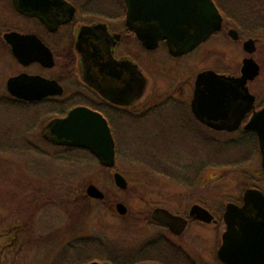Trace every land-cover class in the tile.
<instances>
[{
	"label": "rangeland",
	"instance_id": "rangeland-1",
	"mask_svg": "<svg viewBox=\"0 0 264 264\" xmlns=\"http://www.w3.org/2000/svg\"><path fill=\"white\" fill-rule=\"evenodd\" d=\"M238 1L236 11L244 14L246 9ZM238 30L239 40L220 33L191 57L203 53L199 66L217 65L237 74L243 58L249 56L243 41L258 38L252 56L262 71L251 85L264 101V31L250 35ZM187 73L194 75L193 66ZM37 110L40 125L30 129L35 109L0 101V264H83L94 254L107 258L109 246L104 249L82 240L94 237L125 252L159 230L145 219L155 206L182 214L194 203L217 210L230 201L239 202L248 187L264 192L258 146L252 139L243 141L242 135L208 134L200 144L175 112L162 110L132 127L125 121L117 123L116 165L106 169L83 152L78 154L86 159L78 162L67 157L62 147L47 143L41 123L57 116L59 108L46 102ZM212 162L228 165L215 167ZM115 171L127 178L126 189L115 184ZM89 184L99 187L105 198H90ZM118 202L127 205V214L118 213ZM214 228L194 224L182 240L202 259L200 264H221L214 233L219 232L220 241L222 227Z\"/></svg>",
	"mask_w": 264,
	"mask_h": 264
},
{
	"label": "flooded vegetation",
	"instance_id": "flooded-vegetation-1",
	"mask_svg": "<svg viewBox=\"0 0 264 264\" xmlns=\"http://www.w3.org/2000/svg\"><path fill=\"white\" fill-rule=\"evenodd\" d=\"M108 3L106 0H0V89L4 93L0 94V101L35 109V122L30 129L40 125L37 109L46 102L59 108L57 116L53 118L65 117L76 107L90 108L107 119L116 145L115 131L119 121H125L132 127L141 119L170 110L177 114L187 132L200 144L204 142V135L239 134L243 141L252 139L257 142L255 146H258L262 161L257 133L246 129L255 112L264 108V101L259 100L251 85L261 75L262 68L260 74L247 83L249 92L255 96L253 105L241 98L235 100L229 94L209 105H205L203 98H195L197 77L204 71L241 76L243 61L247 56L243 58L237 74L217 65L199 66L202 65L203 53L191 57L220 33L225 32L227 37L232 38L229 31L238 30L235 23L223 15L221 30L192 51L174 54L167 40H159L155 48H148L142 43L136 30L127 23L125 0H109ZM253 39L257 45L259 39ZM47 52L51 53L52 61L47 58ZM221 65L223 61H220ZM191 66L194 75L187 73V68ZM17 78L20 79L22 91L30 96L38 94L37 82L40 78L56 81L63 88V93L35 99L19 97L9 88V82ZM225 91L230 93L229 90ZM240 115L242 118L238 126L233 130L228 129L236 124V118ZM41 124L43 136L45 124ZM231 140L232 144L237 143L236 139ZM234 203L242 206L244 195ZM155 208L145 219L159 230L135 247L136 252L142 253L138 264L162 261L169 264H200L202 259L192 254L182 242L194 224L222 227L220 241L219 232H215L214 236L219 242L216 259L223 264L218 258V250L226 231V205L217 210L207 208L213 215L211 222L190 216L191 206L185 214L163 207L187 220L180 234L153 218ZM195 238L198 239L197 233Z\"/></svg>",
	"mask_w": 264,
	"mask_h": 264
},
{
	"label": "water",
	"instance_id": "water-1",
	"mask_svg": "<svg viewBox=\"0 0 264 264\" xmlns=\"http://www.w3.org/2000/svg\"><path fill=\"white\" fill-rule=\"evenodd\" d=\"M125 2L128 8V25L136 30L139 39L148 48H155L159 40H167L174 54L188 53L222 29L223 17L214 0ZM229 34L235 40L240 38L237 29H230ZM243 47L252 54L256 51V41L249 38L244 41ZM47 58L52 61L50 52H47ZM260 69L253 57H246L241 76L218 74L213 70L204 71L197 77L195 98H203L205 105H209L210 102L223 100L229 94L235 100L241 98L253 105L255 96L249 92L247 83L260 74ZM19 80L17 78L9 82L10 90L19 97L35 99L63 93V88L56 81L40 78L37 82L38 94L30 96L22 91ZM141 83L144 85L142 77ZM241 118L242 115L237 117L236 124L228 129H235ZM246 129L257 133L264 168V108L255 112L246 124ZM44 137L57 145L87 149L105 167L114 168L116 165V142L108 121L101 113L90 108L76 107L65 117L50 120L44 127ZM114 180L120 189L128 187V180L121 172H114ZM86 193L94 199L105 198L104 192L95 184H89ZM116 210L120 215L128 213V207L123 202L116 203ZM152 215L177 234L182 233L187 225L184 217L163 207L155 208ZM190 216L206 222L213 219L210 211L200 204L191 206ZM224 221L226 231L218 250L219 260L223 264H264V193L258 188L246 189L242 206L234 202L227 203ZM88 264L101 263L95 260Z\"/></svg>",
	"mask_w": 264,
	"mask_h": 264
},
{
	"label": "trees",
	"instance_id": "trees-1",
	"mask_svg": "<svg viewBox=\"0 0 264 264\" xmlns=\"http://www.w3.org/2000/svg\"><path fill=\"white\" fill-rule=\"evenodd\" d=\"M215 1L217 2L218 6L220 7L222 13L225 15L227 20L234 22L235 25L242 32H247L250 35H256L264 31V0H239L238 5L241 7H245L246 9V12L244 14H241L240 12L236 11L235 0H215ZM44 140L47 143L56 146L55 144H52L45 138ZM230 142L232 143L233 140H231ZM254 143L257 144L256 141H254ZM62 148L65 150L64 152L66 153L67 157L73 158L78 162L83 159H86V157H81V155L79 156L78 153L81 152L86 154V156H88L90 161L98 162L96 157L87 149L75 148V147H62ZM117 156H118V151H117ZM210 165H214V164H210ZM226 165L228 164L217 163L214 166L224 167ZM146 166L152 169L150 165H146ZM82 242L84 244L85 243L86 244L90 243L93 245L97 244L98 246H101L104 249H106V247L108 246L110 247V249H108L109 256L107 258H102L100 255L94 254L84 259V261L82 262L83 264H88L89 262L94 260H98L102 264H104L105 262L108 264H138V262H141L140 257L142 256V253L139 254L138 252H136L135 248H129L125 250V252L119 253L118 251H116V249H114V246L112 244H106L101 239L99 240L94 237H91L82 240ZM142 262L144 261L142 260ZM156 264H169V262L162 261L160 263L156 262Z\"/></svg>",
	"mask_w": 264,
	"mask_h": 264
}]
</instances>
